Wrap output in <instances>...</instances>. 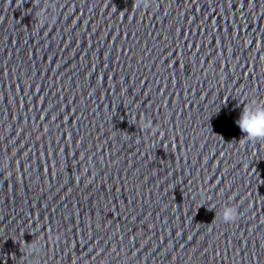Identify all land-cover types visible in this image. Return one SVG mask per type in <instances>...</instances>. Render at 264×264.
Wrapping results in <instances>:
<instances>
[{
  "label": "clouds",
  "instance_id": "clouds-1",
  "mask_svg": "<svg viewBox=\"0 0 264 264\" xmlns=\"http://www.w3.org/2000/svg\"><path fill=\"white\" fill-rule=\"evenodd\" d=\"M145 0H136V3H142ZM240 131L244 133L242 138L249 142L264 141V102H249L239 118L235 121ZM238 218L237 210L226 208L223 212L222 219L225 223H232Z\"/></svg>",
  "mask_w": 264,
  "mask_h": 264
}]
</instances>
